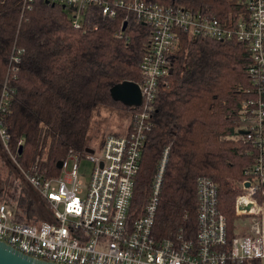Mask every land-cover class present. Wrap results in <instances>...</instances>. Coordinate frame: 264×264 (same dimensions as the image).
I'll return each instance as SVG.
<instances>
[{"label":"trees","instance_id":"1","mask_svg":"<svg viewBox=\"0 0 264 264\" xmlns=\"http://www.w3.org/2000/svg\"><path fill=\"white\" fill-rule=\"evenodd\" d=\"M150 1L185 4L219 18L235 9L232 0ZM83 14L82 24L73 27L66 5L0 0V93L4 85L7 95L0 122L7 146L25 172L53 175L55 162L68 152L95 148L104 135L90 143L94 111L114 103L127 109L108 90L119 81L139 79L150 26L122 8L113 17L102 16L95 5ZM246 60L245 51L232 41L182 34L170 71L157 82L132 197L138 206L145 200L166 147L152 222L156 237H193L198 176L216 184L226 236L234 234V181L243 178L251 161L244 152L248 145L232 136L248 83ZM17 197L16 216L30 221V197Z\"/></svg>","mask_w":264,"mask_h":264},{"label":"built area","instance_id":"2","mask_svg":"<svg viewBox=\"0 0 264 264\" xmlns=\"http://www.w3.org/2000/svg\"><path fill=\"white\" fill-rule=\"evenodd\" d=\"M47 1L66 5L73 27L82 24L84 11L93 5L102 16L113 17L122 8L150 26L135 81L141 100L127 106L129 120L123 132L104 135L92 152H68L60 159L57 173L25 172L16 165L47 206L49 219L24 221L16 216L17 209L10 211L0 203V241L26 255L59 264H264V0H232L235 9L220 18L185 4L150 0ZM182 34L232 41L247 54L244 71L248 83L242 88L244 97L237 107L232 136L248 145L244 152L251 161L244 167L240 192L234 198L236 230L230 238L218 208L216 184L206 176L195 181L193 237L158 238L153 234L166 147L157 160L145 200L138 206L132 199L157 82L170 71ZM6 98L3 85L0 108ZM0 138L5 145L7 132L1 122ZM80 159L91 161L85 180L79 174ZM239 203L250 206L239 209ZM241 226L244 230L239 232Z\"/></svg>","mask_w":264,"mask_h":264},{"label":"rangeland","instance_id":"3","mask_svg":"<svg viewBox=\"0 0 264 264\" xmlns=\"http://www.w3.org/2000/svg\"><path fill=\"white\" fill-rule=\"evenodd\" d=\"M129 120L127 110L118 104L99 107L94 111L92 125L90 128V143L95 144L99 136L107 134V132H123ZM100 139V138H99ZM98 139V141H99ZM13 151L9 149L7 143L4 145L0 138V203H4L6 207L13 211L16 207L18 194L30 197L32 214L28 220L49 219V210L43 200L38 195V192L33 189L23 178L18 169L17 161L15 160ZM18 167H17V166ZM70 161L68 162V166ZM91 161L80 159L78 161L79 174L81 179L85 180L89 174ZM237 187V194L240 192L239 180L234 181ZM21 218H26L22 215ZM243 219H239L241 222ZM234 230L236 228L234 227ZM239 232L244 230V227H237Z\"/></svg>","mask_w":264,"mask_h":264},{"label":"water","instance_id":"4","mask_svg":"<svg viewBox=\"0 0 264 264\" xmlns=\"http://www.w3.org/2000/svg\"><path fill=\"white\" fill-rule=\"evenodd\" d=\"M126 22L123 21L120 28L124 29ZM109 96L112 100L118 101L126 106L138 105L140 104V92L138 86L135 81L132 80H122L119 81L112 86H110ZM240 133L244 132V130H239ZM21 146L17 147L18 152L20 151ZM84 151L92 152L93 149L91 147H85ZM61 160H57L55 162V167L60 168ZM244 185H247L245 183ZM250 204L239 203V209L247 210ZM0 264H59L51 261H46L38 258H34L32 256L26 255L11 246L5 244L0 241Z\"/></svg>","mask_w":264,"mask_h":264}]
</instances>
